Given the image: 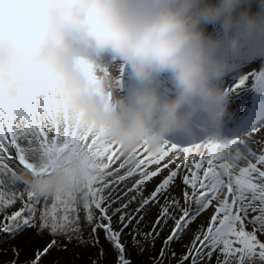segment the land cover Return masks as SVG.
<instances>
[{"label": "clouds", "instance_id": "clouds-1", "mask_svg": "<svg viewBox=\"0 0 264 264\" xmlns=\"http://www.w3.org/2000/svg\"><path fill=\"white\" fill-rule=\"evenodd\" d=\"M247 44L264 51V0H0V106L46 117L50 98L32 95L44 76L74 123L106 131L125 150L158 151L172 132H193L200 106L214 120L228 111L232 91L221 82ZM124 66L135 85L116 98L112 70ZM8 178L42 195L87 194L69 168Z\"/></svg>", "mask_w": 264, "mask_h": 264}, {"label": "snow or ice", "instance_id": "snow-or-ice-1", "mask_svg": "<svg viewBox=\"0 0 264 264\" xmlns=\"http://www.w3.org/2000/svg\"><path fill=\"white\" fill-rule=\"evenodd\" d=\"M249 79L264 86V69L246 74L232 91ZM39 94L50 98L46 117L37 110L20 112L0 106V233L14 239L26 229L37 228L52 237L28 264H42L51 250L66 249L60 238L99 247L101 259L108 254L103 239L116 252V264H133L126 237L142 252L144 243L154 244L169 222L170 234L154 264H163L171 243L189 234L190 242L177 264H211L214 255L215 264H257V260L264 264V240L260 239L264 236V124L226 141L208 139L188 146L166 141L158 151L146 144L128 151L106 131L74 123L44 76H37L32 85V95ZM256 133H262V138L255 139ZM30 154L41 161L39 167ZM190 154L199 158L190 160ZM181 159L182 164L177 162ZM58 168H69L75 178L82 177L87 194L42 195L26 182L8 178L17 170L50 176ZM164 169L168 174L145 194V185ZM178 174L183 204L179 197L166 194ZM209 207L213 208L210 219L193 231L190 225ZM153 209L152 228L144 232L141 225ZM12 251L18 256L17 249ZM171 255L176 257L174 251ZM92 264H98L97 260Z\"/></svg>", "mask_w": 264, "mask_h": 264}, {"label": "rangeland", "instance_id": "rangeland-1", "mask_svg": "<svg viewBox=\"0 0 264 264\" xmlns=\"http://www.w3.org/2000/svg\"><path fill=\"white\" fill-rule=\"evenodd\" d=\"M208 31H213L212 29L208 28ZM128 73L124 76V79H127ZM119 78V77H118ZM120 83L123 84V79L119 78ZM118 87V86H117ZM116 87V88H117ZM113 96L116 98L122 97L121 94H118V89H112ZM255 139H260L262 138V133H259L254 137ZM253 150H257L258 146L255 144H252ZM141 151V150H140ZM183 154L181 153V156ZM190 160L195 158L198 159L199 157H192L190 154ZM178 163H183L182 159L177 161ZM164 162H162L163 164ZM174 166L170 168H174ZM182 172H187V169H182ZM168 174V169H165L162 173V175L157 176L153 178L151 181H149L145 185V194H148L152 190H154L155 186L163 179L164 176ZM190 175V173H189ZM7 179V178H5ZM134 179V178H133ZM132 180L126 181L127 184H131ZM169 196H176L180 198L181 204L184 203L183 201V196H182V176L181 174H178L177 179L173 182L172 185H170L168 193H166ZM136 205L133 204L132 208H135ZM213 212V208L209 207L205 211L201 213L199 217L190 225V227L193 229V231L200 225V224H206V222L210 219L211 215ZM156 216V211L155 209L152 210L151 213L145 218V221L142 223L141 227L144 232L150 231V228H152V223L155 220ZM251 229V226L249 225V230ZM35 230L38 236H41L43 239H45V244L51 241L52 237L49 235V233L45 230L43 232H38L37 228H29L26 229L24 232L20 233L17 235L14 239L9 238L8 236L0 237V264H10L11 261L15 260L16 264L21 263V253L24 250L25 243L23 241L24 238L30 236V234ZM171 230V222H169V226L165 227L164 231H162L160 235V239H156L155 243H149L146 242L143 245V251L141 252L138 248H134V252L136 254H133L136 258H139L142 263L146 264V260L150 257L153 256L157 258L160 254L161 247H163V242L165 238L170 234ZM20 238L19 240L17 239ZM85 238H87V231L85 232ZM162 238V244L160 245V241ZM126 239L131 241V237L128 236ZM191 239V234L186 237H182L179 241H174L172 246L168 248L166 256L164 257L163 263L164 264H177V260L180 258V256L186 251L185 245L189 244ZM260 239L264 240V236H261ZM61 243L65 244L67 247L64 250H51L50 254L47 255L46 257L42 258V264H57L58 262H62L64 264H87V259L89 260V264L93 260H97L98 264H115L116 263V252L114 250H111L110 245L107 244V242L103 241L101 239V244L108 250V254L105 255L103 259L99 257V247H97V251L92 253L90 251V246L80 244V249L73 251L72 248L76 246L78 243L76 240H72L71 242L60 238ZM18 245L21 246V248L18 247ZM26 247V246H25ZM13 249L18 250V256L14 255ZM129 251V249H128ZM174 251L176 253V257H172L171 253ZM132 252V250L130 251ZM32 255V254H31ZM20 256V260H19ZM81 258V261H78V259ZM215 255L213 256L211 264H215ZM31 260H26L25 263L22 262V264H28V262ZM153 262V261H152ZM154 263V262H153ZM92 264V263H91ZM134 264V263H133ZM137 264V263H136ZM185 264H188V262H185ZM257 264H259V261L257 260Z\"/></svg>", "mask_w": 264, "mask_h": 264}, {"label": "trees", "instance_id": "trees-1", "mask_svg": "<svg viewBox=\"0 0 264 264\" xmlns=\"http://www.w3.org/2000/svg\"><path fill=\"white\" fill-rule=\"evenodd\" d=\"M215 25H209L208 28L214 30L215 29ZM162 84L163 85H167L169 84L167 82V79L166 77H162ZM22 185H17V189L18 190H22ZM20 206L19 202L17 203V205L15 206L16 208H18ZM11 210H14V209H9L8 211H11ZM151 230V228H150ZM149 231V230H148ZM163 233V232H162ZM161 233V234H162ZM37 234L35 232V230L30 234V236L26 237L23 239L24 243H25V246H24V250L23 252L20 254L22 259H21V263H18L17 264H22V262L25 263L26 260H33L35 258V254H36V251L37 250H42L47 244H45V239H43L41 236H38L37 237ZM6 236V234H3V233H0V237H4ZM160 239L157 238V240ZM160 245L162 244V238H161V241L159 242ZM172 246V244L170 245V247ZM19 248H21L20 245H18ZM80 249V245L79 243L76 244V246L74 248H72L73 251H76V250H79ZM128 249H129V254H130V259L132 260V262L134 264H145V263H142V261L139 259V258H136L133 254H136L133 250H134V247L131 246V243H128ZM97 247H91L90 246V251H92V253H94L95 251H97ZM132 250V252H130ZM173 252V251H172ZM32 254V255H31ZM158 257V256H157ZM19 260H20V256H19ZM155 260V257L153 256H150L147 260H146V264H154ZM164 260V258H163ZM78 261H81V258L78 259ZM153 261V262H152ZM165 262V260H164ZM92 263V262H91ZM90 263V264H91ZM57 264H64L62 262H58ZM87 264H89V260L87 259ZM116 264V263H115ZM164 264V263H163Z\"/></svg>", "mask_w": 264, "mask_h": 264}, {"label": "bare ground", "instance_id": "bare-ground-1", "mask_svg": "<svg viewBox=\"0 0 264 264\" xmlns=\"http://www.w3.org/2000/svg\"><path fill=\"white\" fill-rule=\"evenodd\" d=\"M243 108H244V105H243ZM262 114H264V113H262ZM256 115V114H255ZM255 115H253V116H255ZM255 118H257V117H255ZM262 118H264V117H262ZM258 119V118H257ZM244 123H245V125L247 124V121L246 120H244Z\"/></svg>", "mask_w": 264, "mask_h": 264}, {"label": "water", "instance_id": "water-1", "mask_svg": "<svg viewBox=\"0 0 264 264\" xmlns=\"http://www.w3.org/2000/svg\"><path fill=\"white\" fill-rule=\"evenodd\" d=\"M17 239H20V238L17 237Z\"/></svg>", "mask_w": 264, "mask_h": 264}]
</instances>
